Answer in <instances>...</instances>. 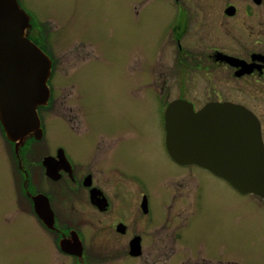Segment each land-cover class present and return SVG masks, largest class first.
<instances>
[{"label":"rangeland","instance_id":"1","mask_svg":"<svg viewBox=\"0 0 264 264\" xmlns=\"http://www.w3.org/2000/svg\"><path fill=\"white\" fill-rule=\"evenodd\" d=\"M178 1V8L185 13L188 1ZM17 2L30 15L32 25L38 28V43L52 61V98L49 104L43 106L46 109L39 110L45 133L41 142H51V135L56 146L57 142L65 139L61 132L55 133L57 127L65 126L70 131L83 127L85 130L84 117L88 113L90 116L96 113L104 118V112L111 110L117 116V130L129 129L123 136L132 138L131 154L127 146L121 144L118 161L128 174L138 175L150 182L155 190H161V183L166 178L164 168L158 164L159 156L164 159H161L163 165L166 159L160 146V113L157 97L153 93L158 92L159 81L180 82L191 78L195 72L187 68L178 77L180 69L172 67V34L167 37L164 52L159 48L162 35L159 31L168 23V15L178 14V8L169 13L171 7L162 5L166 0ZM213 13L219 12L215 9ZM33 30L34 27L30 33ZM213 33L218 34L217 31ZM230 45L234 46V43L230 42ZM1 129L0 124V264H72L70 258L57 251L51 255L52 235L40 224L38 216L31 212L24 198L25 193L12 161V148L9 147L14 143L7 140ZM68 140V147L72 148L73 144ZM149 150H154V155H157L156 162L151 159L147 161ZM73 153L76 157L81 156L76 150ZM159 168L157 174L154 170L158 171ZM191 180L187 179V187L182 189L183 195L188 198L195 195ZM199 183V194L193 211L187 208L190 214L186 227L180 232V240H173V223L178 218L173 212L165 213V217L171 216L169 221L172 222H168L160 234L151 227L144 233L148 239L145 240L142 258L129 260L123 250L119 256L115 257L114 254L108 257L106 255L110 252L105 251L100 260L93 264H185L190 263L186 259L198 258L212 264H264V227L258 224L256 216L241 214L243 208L247 212L253 203L245 200L244 207L239 205V211L236 205L226 203L232 201L230 198L208 190L203 179ZM185 203L184 206H187L188 203ZM78 214L80 217L81 213L78 212L72 218L78 221L71 219L69 222L77 224L80 220ZM82 216L87 220H82L79 227L87 241L90 236L95 237L93 233L96 229L89 222L94 217L88 211ZM158 236L164 237L168 245L164 256L158 251ZM178 244V252L174 255ZM145 256L148 259L143 263Z\"/></svg>","mask_w":264,"mask_h":264},{"label":"flooded vegetation","instance_id":"2","mask_svg":"<svg viewBox=\"0 0 264 264\" xmlns=\"http://www.w3.org/2000/svg\"><path fill=\"white\" fill-rule=\"evenodd\" d=\"M187 1V14L178 8V0H166L162 3L171 7L169 13L178 8V14L167 16L168 23L159 31L162 33L159 48L164 52L167 37L172 34V67L180 69L178 77L187 68L195 72L191 78L182 79L180 82L159 81L158 92L153 93L154 97H157L156 103L160 113V146L166 159L163 165V158L160 159L159 156L158 164L164 168L166 178L165 182L161 183V190H155L150 182L147 183L138 175L128 174L123 164L118 161V149L121 144L127 146L129 155L131 154L132 138L123 136L129 129L117 130V116L111 110L104 112V118L96 113L93 116L88 113L84 117L85 130L81 128L84 131H81L80 127L73 128L75 131H70L65 126L57 127L55 133L61 132L65 139L57 142L55 146L56 142L52 141L51 135V142H41L45 133L39 110L46 108L40 107L38 116L42 138L26 141L20 147V159L16 157L15 144L8 143L12 148V161L17 169V179L20 180L24 198L31 212L37 215V208H43L46 212V224L39 217L38 220L52 235L51 255L57 251L60 255L70 258L72 264H93L100 260L105 251L110 252L106 255L108 257L114 254L115 257L119 256L123 250L129 260L142 258L145 240L148 239L144 233L150 227L158 231L157 234L164 231L165 225L172 222L169 221L171 216L164 215L171 212L178 218L173 223V240L177 242L181 238V230L188 223L187 216L190 212L187 208L193 211L195 206L201 179L206 182L207 189L212 193L218 192L230 198L232 201L226 203L236 205L239 211L240 206L244 207L245 200L252 202L253 205H249L247 212L243 208L240 213L256 216L258 224L264 227L263 197L242 193L211 170L196 164H180L169 156L165 146L164 116L168 104L176 100L191 103L195 112L211 103L238 105L246 108L256 118L264 148V0ZM215 9L219 13L214 14ZM32 27L34 30L30 33L31 40L42 49V45L38 43V28L35 25ZM230 42L234 43L235 47L231 46ZM50 79L51 75L48 81L51 101ZM186 91L191 95L185 93ZM49 100L47 104L50 103ZM81 107L84 108V105ZM146 138L149 139L147 135ZM68 139L70 144H73L72 148L68 147ZM75 150L81 156L76 157L73 153ZM153 152L154 150L147 152V161L151 159L156 162L157 155ZM154 171L159 174L160 168ZM187 179L193 181L195 195L192 198L184 196L182 192L183 187H187ZM185 201L187 206H184ZM86 211L93 215L94 220L89 222L96 229L93 233L95 237L90 236L87 241L79 227L82 220H87L82 216ZM78 212L81 213V216L78 214L77 217L80 220L74 225L69 221ZM134 240L139 243V254L136 256L131 255V243ZM156 241L160 243V255L164 256L168 248L164 237L158 236ZM60 242L67 243L73 250L65 252L60 248ZM178 247L179 244L177 250H174V255L178 252ZM146 259L147 256L143 258V263ZM186 260L190 263L184 262L185 264H212L203 258Z\"/></svg>","mask_w":264,"mask_h":264},{"label":"water","instance_id":"3","mask_svg":"<svg viewBox=\"0 0 264 264\" xmlns=\"http://www.w3.org/2000/svg\"><path fill=\"white\" fill-rule=\"evenodd\" d=\"M31 28L17 0H0V124L18 158L26 141L42 138L38 108L50 97L51 61L29 39ZM164 116L166 150L174 161L209 169L238 191L264 198V148L258 122L246 108L211 103L195 112L191 103L176 100ZM36 213L46 224L43 208ZM59 246L73 250L65 242ZM138 250L134 240L131 255Z\"/></svg>","mask_w":264,"mask_h":264},{"label":"trees","instance_id":"4","mask_svg":"<svg viewBox=\"0 0 264 264\" xmlns=\"http://www.w3.org/2000/svg\"><path fill=\"white\" fill-rule=\"evenodd\" d=\"M32 22V21H31ZM35 25V24H34Z\"/></svg>","mask_w":264,"mask_h":264}]
</instances>
